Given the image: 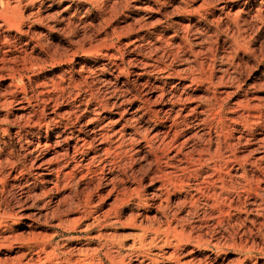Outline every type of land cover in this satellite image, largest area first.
<instances>
[{
  "label": "rangeland",
  "instance_id": "rangeland-1",
  "mask_svg": "<svg viewBox=\"0 0 264 264\" xmlns=\"http://www.w3.org/2000/svg\"><path fill=\"white\" fill-rule=\"evenodd\" d=\"M213 1L188 0L184 3L178 0H0V214L4 217L0 227V264H40L38 259L43 260L46 256L53 258V263L60 264H264V130L259 123H254L253 120L246 122L233 114L237 109L239 111L234 103L241 97L236 83L241 82L239 86H242L243 81L250 82L254 72L264 67V51H257L259 64H254L251 69L238 66V58L243 57L241 44L231 37L232 23L223 18L222 13H218L217 8L220 5L217 0ZM242 2L243 0H238L235 4H229L234 5L236 11ZM250 4L252 12L260 7L264 10V0H252ZM211 11L216 13L215 17L223 18L218 24L210 21ZM197 12L203 14L201 18ZM178 23L190 24L189 41L194 35H198L196 30L205 36V56L212 62L213 83H222L217 89L230 92V96L216 107L214 113L222 111L232 120L228 122L230 128L225 139L234 142V149L231 152L221 145V153L230 159L228 169L222 170V173L229 171L226 181L228 184L230 181L232 204L236 209L241 208V212L231 209L229 214L224 213L223 220L219 222L218 210L212 213L207 210L205 219L199 214L201 219L197 224L191 223L194 221L193 216L188 218L189 223L186 224L195 226L190 237L187 235L188 231L182 234L177 228L175 231H167L168 241L165 244L160 240L150 243L149 235L141 242L140 228H161L160 231L166 232L167 224L163 221L159 206H164L168 201L169 206L172 204L176 207V202L184 195V192L180 193L172 188L168 189V197L166 193L160 199L152 195L160 185L162 175L148 167V161L143 157L145 151H141L142 154L132 162L131 168L135 176L129 175V163L126 164L127 175L122 177L123 185L118 190H109L111 186L106 179L111 177L104 168L102 171L98 170L101 185L99 189H95L98 192L92 191L93 186H84L90 176L78 181L75 178L77 188L72 187L52 195L49 204L45 203L46 198L36 200L33 197V194L40 193L38 175L46 174L44 168L29 167L14 179L13 175L7 176L6 149L11 154V160H16L18 153L22 154L13 132L18 124L23 123L24 128L33 130L37 123L36 115L41 117L42 114L47 115L52 111L56 113L58 147L69 148L71 164L79 163L82 159L79 153L73 152V146L75 138L86 135L88 128L90 129L84 128V125L89 124L86 123L87 115L83 112L91 109V105L97 101L96 98H108L114 88L136 92L137 98L126 94L129 102L123 105L122 111L124 110L123 119H130L132 116L139 118L140 113L136 111L140 105L139 100L149 91V83H158L156 73L142 72L145 69L143 64H146V59L150 56V45L156 44L155 35L158 32L167 37L173 33L172 29ZM166 28L170 29L166 33L162 32ZM207 32L212 34L208 37L205 35ZM173 42L179 41L176 39ZM252 43L258 50V41L254 39ZM184 46V52L181 53H187L189 60L176 58L167 68L170 75L165 79V89L169 92L174 83H188L191 75L199 76L195 83L207 82L202 77L201 66H195L193 71L185 68L186 64L193 65V58L189 54L188 42ZM155 55H158V51L153 52L151 57ZM140 73L142 75H137ZM72 83H78V86ZM177 90L175 94H181L180 87ZM23 91L26 97L31 98L32 105L34 101L41 102L26 112L27 118L19 119L16 103L12 102L10 107H5L4 103L11 100L12 94L21 99ZM167 91L166 94H169ZM255 93L256 97H264L258 86ZM201 94L202 92L197 91L195 100ZM248 102L258 104L261 101L249 99ZM43 104L48 106L43 108ZM233 107L234 112L229 111ZM72 110H75L76 116L81 117H68ZM7 111L12 114L9 117L12 119L10 123L14 122L15 125L5 121ZM113 113L114 109L111 108L110 114ZM115 118L119 116L115 115ZM145 120L146 116L139 119L140 125L144 131L151 133L153 123H145ZM247 125L251 126L250 132ZM6 129L8 132H5ZM79 129L82 133L76 132ZM183 130L176 143L167 151L168 155H172L181 144L184 145L183 149H188L192 144L191 138L201 136L206 125L197 122ZM211 135L212 142L209 146L211 156L215 157L213 149L217 140L214 133ZM137 138L143 144L141 135ZM22 139L24 143L25 140ZM202 144H206V141ZM94 168H98V165ZM245 186H251L249 195H244ZM220 187L217 183V193ZM89 192H92V207H79L77 201ZM208 192L211 193L210 189ZM64 194H68L70 198L66 203L57 204V198ZM185 207L179 208L178 217L185 219L189 206ZM43 210L55 214L51 213L54 214L52 217L48 212L45 216ZM26 215L37 220L33 231L52 240V246L46 249L44 255L40 248L28 250L21 244L20 239L30 234V230L24 225ZM174 225L172 224V228ZM172 252L177 253L173 255ZM17 256L21 258L17 260Z\"/></svg>",
  "mask_w": 264,
  "mask_h": 264
},
{
  "label": "bare ground",
  "instance_id": "bare-ground-1",
  "mask_svg": "<svg viewBox=\"0 0 264 264\" xmlns=\"http://www.w3.org/2000/svg\"><path fill=\"white\" fill-rule=\"evenodd\" d=\"M178 1L184 2L188 0ZM237 1L238 0H217V3H219L220 5V7L217 9L218 13H222V15H224L223 18L232 23V29L230 30L231 37L238 40L241 44L243 57L238 58V66L242 65L247 69H251L254 64H259L257 51L260 53L264 51V10H262V7H260L256 9L255 12H252L250 8V3L252 0H243L241 6L239 5V7H237L235 11L233 7L234 5L231 6L230 4H235ZM213 11H211L210 13V21L212 23L214 22L218 24V21L223 18L219 16L215 17L216 13L214 14ZM197 14L200 18L203 15L199 12H197ZM168 29L166 28L162 32L166 33ZM172 30L173 33L167 37L161 35L158 32L159 35L158 33L155 35L156 44L152 46L150 45V56H148L146 59L149 62L146 61V64H143L145 65V69H142V72L143 74L156 73V81H158V83H149V91H146L145 95L139 100L140 105L136 108V111L140 113V115L138 116L139 118H135L134 116H132L130 119H123L124 110L122 111L123 105L129 102V100L126 98V94H130L132 98H137L136 92H133L131 90L123 91L120 88H114L109 93V97L111 98H96L95 100L97 101H95L94 104L91 105L92 107L90 110L84 108L85 113L83 112V114L87 115L86 118L88 122L86 123L89 124V126L84 125V128L90 127V129L88 128L89 131L86 135L82 134V136L75 138L76 141L74 142L73 152L79 153L82 159L79 161V163L72 162L74 164L73 165L71 164L69 158V148L60 149L58 147L59 142L57 139L59 137V133L55 132L57 125L55 122V119H57L55 118L56 113L52 111L47 115L42 114L41 117H39V115H36L35 119L37 123L35 124L36 126H34L33 130L24 128L25 126L23 123L18 124V126L15 128V132H13L14 136H16L18 139L22 154L20 155V153H18L16 155L17 159H14V161L10 159L11 154L6 149L7 155L5 158V167L7 168V176L13 175L14 179L15 176L21 175L29 167L32 168L33 166H35L36 168H44L46 174L40 173L38 175L40 178L39 181L41 183V187L39 190L40 193L33 194V197L36 200L38 198L40 200L46 198L47 202L45 203L49 204L51 202L52 195L58 194L59 192H65L67 189L72 187L77 188L78 185L75 184V178H77L78 181V179H86L88 176H90L87 178L86 182H84V186H86L87 188L93 186V190H88H92L95 192L101 186L100 177L98 176V170L102 171L104 168L107 169V173L111 177L109 179H106V182L108 181L110 184L109 186H111V189L109 190H118V188L123 185L122 177L127 175L125 172L126 164L129 163L128 169H130L129 171L131 172L129 175H134V170L131 168L132 162L135 157H139L142 154L141 151H145V155L143 157L145 161H148V167H150L151 169L154 168V171H156V173L162 175V181L159 182L160 185L155 189L152 195L159 197L160 199L161 195L163 193H166L168 197L170 195V190L168 191L169 188H172L174 190L177 189L180 193L184 192V195L182 194L183 197L181 198V200L179 199L176 202V207H173L172 204L169 206L170 203L168 204V201L164 206L163 204L159 206V208L162 209L161 214L164 218L163 221H165L167 224V229L165 230L166 232L164 233V231H160L161 228H140V231L142 232L140 235L141 242H143L144 239H146L145 237L149 235L148 238L150 240V243H154L157 240H160L165 244L168 241L167 231H175L177 230V228L180 229V233L182 234L188 231L187 235L190 237L193 235V228H195V226H192L191 224H186L187 222L189 223L188 218L190 216L194 217V221L191 223H196L201 219L199 214H201L205 219L207 210H209L210 213L218 210V221L221 222L223 220L222 216L224 215V213L229 214L231 209H236V207L233 206V202L231 200L232 191L229 190L230 181L229 184L226 181V178L229 177V171L222 173V170L224 171L228 169L230 159L220 151L221 145H224L227 149H230V151L231 149H234L232 148L234 142H229L230 139L228 141L225 139V135L228 133V129L230 128L228 122H231L232 120L222 111L218 112L217 114L214 113L216 107L220 106L221 103L223 104V102H225V100L230 96V92L226 90L220 91L217 89V87L222 83H213V77L211 74L212 62L209 61V57L205 56L207 51V47L205 45L206 38L204 39L205 36L195 29V32H197L198 35H194L193 39L189 41L190 24L185 23H178L177 26ZM208 32L205 33V35L209 37L212 33L209 34ZM176 39L179 42H173ZM254 39L259 43L258 50L253 46L252 41H254ZM185 42H188L190 48L189 54H191L193 58L191 60V63H193V65L185 63V68H187L188 71H193L195 66H201L202 77L205 78L207 82L195 83L199 76H196V78L194 75H191V78H188V83H185V81L181 83H174V85H172V89H170L171 91L169 92L165 89V85H167L165 79H167L170 75L167 68L169 67V65H171L172 62L175 61L174 59L176 58H181L184 61L189 60V57H186L187 53H183V49H185ZM157 51L158 55H155L152 58L151 56L153 55V52ZM181 51L183 52L181 53ZM137 75H142V73ZM253 75L254 76L252 77L251 81L248 83L246 81H243L242 86H239L241 85V82L236 83V89H240L241 97L236 100V102L234 103V107H238L239 111L237 109V111L234 112V107L233 109L229 108V111L233 110L234 116L239 117L246 122L253 120L254 123H259L261 125V128L264 130V97L259 98L255 95L256 86H258L260 91H262V93L264 94V67H262V69L258 70L257 72H254ZM181 80L183 81V79ZM72 84L76 85L78 83ZM178 87H180L181 94L177 95L175 94V91ZM24 91L21 99L16 97L15 94H12V98H10L11 100L8 103L6 101L7 104L4 103L5 107H10L12 102L16 103V111L17 113H19V119L27 118V115H25L26 112H28L29 109H34V105L37 106L39 102H41L40 100L34 101V105H32L31 98L26 97L27 95ZM166 91L169 92V94H166ZM197 91L202 92V94L197 96L196 101L195 93ZM85 98H87V96ZM249 99H260L261 102L258 104H252L248 102ZM46 103H48V101ZM47 106V104H43L42 107L46 108ZM85 106L87 108V104ZM111 108L114 109L113 114H110ZM10 115L12 117L11 112L7 111L5 117L6 119H4L9 124L15 125L14 122L10 123L12 121V119L9 118ZM69 115L70 118L75 117V119H79L81 117L76 116L75 110L69 111L68 117ZM115 115H118L119 118L116 119ZM129 116H131V114ZM145 116V123H148L150 121L153 123L151 133L144 131L143 127L140 125L139 119H144ZM259 120H261V122ZM197 122H201L206 125V130L202 131V133L200 134L201 136L197 137L196 135L195 138H191L192 144L188 149H183L184 145L181 144L180 146L176 147L175 152L172 155H168L167 151L176 143L177 138L184 132L183 129ZM247 127L248 131L250 132L251 126L247 125ZM6 131L7 129L5 130V132ZM76 132L82 133V130L79 129ZM212 133L215 134L217 140L216 147H214V149L216 148L215 151L213 149V154L215 153L216 155L215 157L211 156L212 151H210L211 149L209 146L212 142ZM71 134L73 135V132ZM139 135H141L140 139L143 140V144H140L138 142L139 138L137 137ZM21 139L24 141V143L21 141ZM42 140H44L43 143ZM204 140L206 141V144H202ZM31 146H33L32 150L30 149ZM4 147L6 148L5 145ZM143 148H145V150H143ZM233 157L237 161V157L234 155V153ZM97 165L98 168H94ZM239 165L243 164L239 163ZM150 181L153 182V179H151ZM217 183L221 185L218 193L216 192ZM46 185H48V188H46ZM208 189H210V194L208 192ZM243 191L245 193L244 195L248 194L252 191L251 186H245ZM91 193L92 192L87 193L84 198H80V200L77 201L79 207L80 205L85 209H87V207H92ZM60 197L57 198L59 200H57L56 202L59 205L61 203H66V200L70 198L68 194H64ZM201 200L203 201L201 202ZM187 205L189 207H187ZM74 206L75 208L77 207L76 205ZM185 206L188 209L185 212L186 216L184 219L183 217H178V210L179 208L181 209ZM240 209H236L238 213L242 211H240ZM44 212L46 216L49 211L46 210ZM49 213L51 214L54 212ZM24 219H26V223L24 225L28 230H30V234L27 237L25 236L21 239L19 238L21 240V244L28 250L40 248V252H42L44 255L46 249L52 246L50 244V241L52 240L48 239L44 234V236L39 235V233L33 231L35 229V226L37 225L36 219H31L27 217V215ZM3 221L4 217L0 214V227L3 224ZM172 224L174 225V228H172ZM162 236L165 241L163 240ZM176 253L177 252H174L173 255H175ZM21 256H23V254ZM20 258L21 257H18L17 260H19ZM52 259L53 258L46 256L43 258V260H38L41 261L40 264H60L58 262L53 263V261L55 260ZM177 263L178 262H176V264Z\"/></svg>",
  "mask_w": 264,
  "mask_h": 264
}]
</instances>
